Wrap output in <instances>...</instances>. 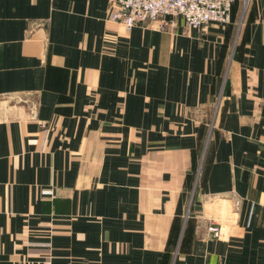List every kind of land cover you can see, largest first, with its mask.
I'll list each match as a JSON object with an SVG mask.
<instances>
[{"label":"crops","instance_id":"obj_1","mask_svg":"<svg viewBox=\"0 0 264 264\" xmlns=\"http://www.w3.org/2000/svg\"><path fill=\"white\" fill-rule=\"evenodd\" d=\"M112 3L0 0V264H264V0Z\"/></svg>","mask_w":264,"mask_h":264},{"label":"built area","instance_id":"obj_2","mask_svg":"<svg viewBox=\"0 0 264 264\" xmlns=\"http://www.w3.org/2000/svg\"><path fill=\"white\" fill-rule=\"evenodd\" d=\"M235 0H113L110 20L127 29L137 26L164 28L167 20L181 18L187 28L198 31L212 24L226 25L232 21ZM208 238H219L220 227L210 222Z\"/></svg>","mask_w":264,"mask_h":264},{"label":"rangeland","instance_id":"obj_3","mask_svg":"<svg viewBox=\"0 0 264 264\" xmlns=\"http://www.w3.org/2000/svg\"><path fill=\"white\" fill-rule=\"evenodd\" d=\"M245 4V3H244ZM244 4H241V7H240V15H242L243 14V12L246 10V5H244ZM242 13V14H241Z\"/></svg>","mask_w":264,"mask_h":264}]
</instances>
